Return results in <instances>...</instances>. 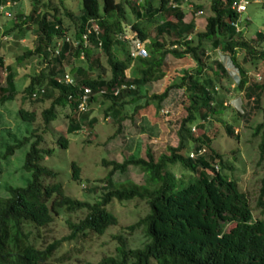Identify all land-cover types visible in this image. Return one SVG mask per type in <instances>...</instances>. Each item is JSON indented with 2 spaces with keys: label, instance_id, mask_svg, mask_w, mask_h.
<instances>
[{
  "label": "trees",
  "instance_id": "1",
  "mask_svg": "<svg viewBox=\"0 0 264 264\" xmlns=\"http://www.w3.org/2000/svg\"><path fill=\"white\" fill-rule=\"evenodd\" d=\"M7 1L0 0V5ZM181 1L158 0L156 3L155 0H143L131 5L136 18L128 26V39L123 38V22L126 21L123 0H102V11L98 0H82L76 27L69 33L70 40L64 38L69 25L56 12L49 16V12L42 11L40 6L47 4L41 0L33 1L28 14L14 12L17 18L14 26L37 23L36 45L28 47L18 57L37 55L49 62L46 73L41 70L38 75L30 77L29 83L23 87L24 97L41 100L43 96L52 95V89L56 88L58 93L52 104L42 110V116L47 123L56 117L57 105H68L66 132H75L84 125L85 109L77 107L84 86L92 90L87 105L96 95H101L112 101L106 111L117 114L127 98L137 100L143 85L165 75L163 65L167 54L176 58L190 55L196 65L184 69L179 80L172 81L161 92L150 95V99L160 107L172 90L180 91L186 112L179 120L176 145H169L168 152L157 156L147 147L145 155L132 153L122 160L103 159L111 167L102 179L105 183L103 192L93 202L66 194L62 183L54 179L56 171L41 163L51 148L41 146L42 135L36 133V128L32 135L16 138L7 144L3 157L29 142L23 168L31 171V177L25 185H6L7 193L0 195V264H46L63 241L78 235L102 234L109 225L115 224L116 215L107 209L112 199L133 197L145 201L148 208L127 228H140L143 241L131 246L122 233H117L114 254L103 256L96 263L85 264H264V176L256 200L262 214L253 216L247 193L239 188L234 178L219 168L218 162L220 167L223 165L221 154L211 146L213 135L207 128L208 118L215 115L222 118L221 112L227 104L233 105L236 112L245 118H248L250 109H262V120L254 126L253 134L259 135V157H264V105L261 103L264 81L260 82L255 77L256 80L251 82L248 70L239 64L236 57L243 48L251 59H261L264 67V47L258 48L253 44L262 41L263 32L257 31L251 42L243 36V29H235L232 22L239 16L234 9L237 0H211L212 13L208 15L204 28L195 31L194 22L184 20ZM66 13L72 16L67 9ZM89 18H95L100 31L98 34L89 33L84 44L83 33ZM249 20L250 16L246 21ZM150 24L156 25L153 36L148 32ZM171 34L174 38L167 41ZM205 39L211 42L212 49L217 48L221 56V59H214V68L207 63L209 54L203 42ZM55 40H60L57 53L47 49L55 45ZM73 40L77 41L76 45ZM131 40L143 41L147 55H132ZM98 47L107 54L111 70L109 77L102 75L105 67L94 51ZM81 51L85 61L71 63L74 56L83 59ZM232 64L239 73L235 86L234 78L227 70ZM0 65H4L2 55ZM4 66L7 72L6 85L0 84L2 102L13 98L17 91L10 65ZM98 68L100 70L95 74ZM207 68L211 72H206ZM128 69L129 75L126 73ZM65 72L71 75V82L63 80ZM115 88H118L117 93L113 92ZM100 89L104 91L100 93ZM233 89L243 90L245 101L230 95ZM186 101L187 104L184 103ZM18 114L24 120L36 118L34 109L23 106L19 107ZM223 123L228 134L237 136L234 123L228 120H223ZM56 140L62 147L68 144L64 133H60ZM129 165L140 169L144 175L142 182L129 179L116 182L112 179L114 171L123 172ZM176 165H180L184 173L177 172L174 169ZM71 169L72 178L78 180L80 166L75 160L71 161ZM80 209L87 211L78 221L66 219L70 228L68 234L45 246L37 245L33 227L49 224L61 211ZM228 223L233 225L226 229Z\"/></svg>",
  "mask_w": 264,
  "mask_h": 264
},
{
  "label": "rangeland",
  "instance_id": "2",
  "mask_svg": "<svg viewBox=\"0 0 264 264\" xmlns=\"http://www.w3.org/2000/svg\"><path fill=\"white\" fill-rule=\"evenodd\" d=\"M33 1L9 0L0 5V55L3 56L4 65L8 64L11 67L17 90L13 98L0 101V195L7 193L6 185H25L30 179L31 171L23 168L29 142L21 147H16L14 152L7 157H3L2 154L5 152L7 144L13 143L16 138L32 135L33 129L36 128V133L42 135L41 146L51 148L49 153L44 154L41 163L56 171L54 179L62 183L66 194L93 202L103 192L105 183L102 179L111 167V164H105L103 159L122 160L132 153L145 155L147 147H150L154 155L157 156L161 152H168L169 145H176L179 120L186 112L181 102L180 91L172 90L160 107L157 106L155 100L150 99V95L161 92L169 83L179 80L182 71L195 67L196 63L190 55L176 58L167 54L163 65L165 75L143 85L140 90L141 95L137 100L132 101L127 98L119 108V112L114 114L111 111H106L112 102L111 99L96 95L95 99L85 108L87 116L84 125L75 132H66L65 127L68 119L65 113L70 110L68 105H57L55 108L56 117L47 123L42 116V110L52 104V99L58 93L56 88H51L54 93L49 97L43 96L41 100H34L29 96L24 97L23 87L29 83L30 77L38 75L41 70L46 73L49 66L47 58L43 56L18 57L25 49L36 45L37 23L30 22L28 25L21 24V27L14 26L17 20L14 12L30 13ZM41 1L47 5L40 6V9L49 12V16L54 12L59 14L63 22L69 25L67 35H70L69 33H72L76 27L75 20L80 14L82 0ZM123 1L126 12V21L123 22V27L125 32L130 34L128 26L136 18L131 5H137L143 0ZM249 1L246 11L240 16L238 30L243 29V36L251 42L256 38L257 31H262V41L253 42L258 48H262L264 47V0ZM155 2L157 3L158 0ZM98 3L99 9L102 11V0H98ZM180 5L184 11V20H192L195 31L203 29L208 15L212 13L211 0H182ZM66 9L72 13V16L67 15ZM247 15L250 16L249 21H246ZM148 32L150 36H153L156 32V25L150 24ZM123 38L126 39L125 36ZM173 38L174 35L171 34L167 36V41ZM203 42L206 52L209 54L207 63L214 68V59H221V56L218 55L217 48H211L209 40L205 39ZM47 49L53 51L52 46H48ZM94 51L99 54V61L105 67L102 75L109 77L111 70L107 54L100 47L94 48ZM83 55L80 56L83 57ZM236 57L239 64L248 70L251 82L256 80L257 72L261 74L259 81H264V67L261 59H251L243 48L236 53ZM76 61L77 63L83 62L85 57L83 59L72 57L71 63ZM225 63L228 64L229 60ZM4 65H0L1 85H6L7 69ZM61 66L66 67L62 64ZM99 70V68L95 70V74ZM227 70L232 74L233 86H235L239 79L237 68L232 64L227 67ZM205 71L211 72V69L207 68ZM126 73L130 74L129 69L126 70ZM230 95L241 97L243 101L246 99L243 90L233 89ZM184 103L187 104V101ZM261 103L264 105V89L261 94ZM20 106L34 109L36 118L33 121L21 119L18 114ZM234 108L233 105L227 104L221 112L222 118H219L220 115L208 118V132L213 135L211 146L221 154L222 167L218 162L221 171L228 177L234 178L239 188L247 193L253 216H261V209L256 206V200L261 178L264 176V157L262 159L259 157V135H254L253 129L262 120V109H250L248 118H245L244 115L238 114ZM223 120L234 123L237 136L226 132ZM43 127H46V130L43 131ZM60 133H64L68 138V144L65 147L60 146L56 140ZM72 160H75L80 166L78 180L71 176ZM174 169L181 172L180 165H176ZM111 177L116 182L126 179L135 182L144 180L143 173L133 165H129L123 172L114 171ZM47 180L51 181L52 179ZM147 208V203L138 200L137 197L123 200L112 199L107 204V209L116 215L117 222L115 224L109 225L102 234L78 235L73 239L63 241L46 264L96 263L103 256L114 254L117 243L115 234L117 233H122L131 246L140 244L144 239L142 230L140 228L129 230L127 226L137 221ZM86 211V209L73 212L61 211L54 215L49 224L39 228L33 227V238L37 240V245L45 246L53 239L68 234L70 228L66 219L78 221ZM232 225L233 223H228L226 229Z\"/></svg>",
  "mask_w": 264,
  "mask_h": 264
},
{
  "label": "built area",
  "instance_id": "3",
  "mask_svg": "<svg viewBox=\"0 0 264 264\" xmlns=\"http://www.w3.org/2000/svg\"><path fill=\"white\" fill-rule=\"evenodd\" d=\"M249 1L248 0H237L235 3H234V9L236 10V12H238L239 16L238 18L232 22V24L234 25L235 29L238 30L239 27H238V24L240 22V16L242 15L243 12L246 11V8H247V3ZM176 3H173V5H175ZM246 18H248V16H246ZM100 31V27H99V24L98 22L95 20V18H89L88 21H87V24H86V30L84 31L83 33V38H84V44H86L87 42V35L89 33H95V34H98ZM123 36H125L126 39L129 38V34L128 33H124ZM191 36L188 35V38H190ZM65 40H70V36L66 34V36H64ZM74 45L77 44V41L76 40H73L72 41ZM100 44V42H98ZM144 42L141 41V40H131V54L132 55H139V56H146L147 55V51L144 47ZM59 45H60V40H56L55 41V45L52 46V49L53 51H55L56 53L58 52V49H59ZM52 51V52H53ZM80 55H83V52L81 51ZM228 61V60H226ZM225 61V62H226ZM257 79H260L261 78V74L257 72V75H256ZM63 80L66 81V82H71L72 81V77L71 75L68 73V72H65L63 74ZM123 86V85H121ZM91 88L89 86H84L82 88V92H81V95H80V100L77 104V107L79 110H84L87 106V100H88V97L91 93ZM104 89H100L99 92H103ZM114 93H117L118 92V88H115ZM194 126H192V129L194 130ZM204 148H201V151H203ZM190 155H193L192 152H190Z\"/></svg>",
  "mask_w": 264,
  "mask_h": 264
}]
</instances>
